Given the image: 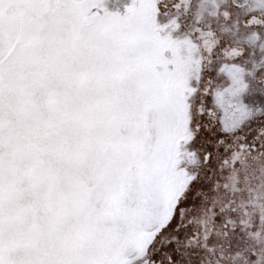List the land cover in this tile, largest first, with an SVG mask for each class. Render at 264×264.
Returning a JSON list of instances; mask_svg holds the SVG:
<instances>
[{"label": "snow or ice", "instance_id": "obj_1", "mask_svg": "<svg viewBox=\"0 0 264 264\" xmlns=\"http://www.w3.org/2000/svg\"><path fill=\"white\" fill-rule=\"evenodd\" d=\"M0 264H264V0H0Z\"/></svg>", "mask_w": 264, "mask_h": 264}]
</instances>
